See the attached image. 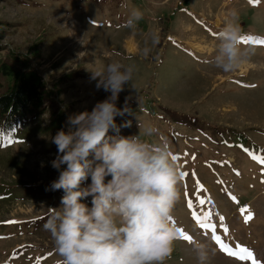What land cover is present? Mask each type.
Masks as SVG:
<instances>
[{"label": "rangeland", "instance_id": "374dc122", "mask_svg": "<svg viewBox=\"0 0 264 264\" xmlns=\"http://www.w3.org/2000/svg\"><path fill=\"white\" fill-rule=\"evenodd\" d=\"M134 8L143 12L135 30L124 26ZM233 9L244 37L253 38L243 46L254 54L244 67L224 73L215 66L216 37ZM0 28L6 35L0 58L13 52L9 62H27L45 86L37 118L0 122V264H58L44 229L64 195L62 189L46 191L59 176L51 166L57 155L52 138L67 132L69 116L91 112L110 95L92 77L113 61L135 66L132 85L117 101L123 108L127 100L130 112L116 118L118 127L132 123L119 135L157 128L142 138L167 143L187 173L172 211L182 235L166 264H197L191 245L206 240L217 249L211 264H252L239 258V246L264 264V164L253 159L264 157V45L254 42L264 39V0H0ZM129 38L136 53L125 48ZM59 118L64 124L55 129ZM90 183L89 177L81 187ZM82 202L91 207V197ZM245 208L253 214L247 223ZM196 217L214 228H202ZM214 235L236 255L222 251Z\"/></svg>", "mask_w": 264, "mask_h": 264}, {"label": "clouds", "instance_id": "9594fccd", "mask_svg": "<svg viewBox=\"0 0 264 264\" xmlns=\"http://www.w3.org/2000/svg\"><path fill=\"white\" fill-rule=\"evenodd\" d=\"M142 18L143 12L134 8L124 26L135 30ZM244 35L233 9L216 37L221 43L215 66L222 72H235L254 54V49L243 46ZM151 42L158 44L159 37L153 34ZM150 52L148 46L142 50L145 57ZM134 72V65L119 61L93 71L92 78H99L97 89L110 95L91 112L69 116L67 132L60 130L52 138L57 155L51 166L59 176L46 191L62 189L64 195L61 206L50 209L44 229L52 237L58 264H166L182 235L172 223L182 176L169 145L142 138L158 133L153 126L138 135H119L120 127L132 123L118 127L116 118L130 112L127 100L123 108L117 101L125 85H132ZM89 177L91 183L81 187ZM88 197L91 207L82 202ZM191 246L197 264H211L217 251L211 240Z\"/></svg>", "mask_w": 264, "mask_h": 264}, {"label": "trees", "instance_id": "16d2710c", "mask_svg": "<svg viewBox=\"0 0 264 264\" xmlns=\"http://www.w3.org/2000/svg\"><path fill=\"white\" fill-rule=\"evenodd\" d=\"M5 38L0 28V56L6 51L2 46ZM10 54L0 58V122L5 125L37 118L43 113L45 100V86L38 72L26 67L25 61L16 60L18 66H14L9 62L15 60ZM62 124L59 118L52 126L61 129Z\"/></svg>", "mask_w": 264, "mask_h": 264}, {"label": "snow or ice", "instance_id": "6c2138e0", "mask_svg": "<svg viewBox=\"0 0 264 264\" xmlns=\"http://www.w3.org/2000/svg\"><path fill=\"white\" fill-rule=\"evenodd\" d=\"M250 2L251 3H258L259 0H250ZM249 41H253V38L252 37H243V39H242L243 43H248ZM254 42L258 43L260 45H264V39H256ZM173 158L177 159L176 156H174ZM253 159H259V161L262 164H264V157H259L258 158V157L254 156ZM185 175H187V173H181L182 178ZM233 199H235V198L233 197ZM199 202L201 204L204 203L203 200H200ZM189 206H191V205H189ZM242 215H244L245 223H247L248 221L253 219V214L251 212H249L248 209H246V208L242 209ZM196 219H197V222L200 223L202 228H205V229L214 228L213 225H210V224L204 223L203 221H200L198 217H196ZM221 220H223V217H221ZM224 231L225 232L227 231V226L226 225L224 226ZM184 239L188 240L189 242H191V237L190 236L185 235ZM213 239L217 242V244L219 245V247L221 248L222 251H228L229 255H236V253L229 251L227 249V247L221 242V237L219 235H214ZM239 253L242 254V255L239 256L240 259L250 260L252 262V264H262V262H260V261L255 259L254 253L251 250H249L246 247H244V246H239Z\"/></svg>", "mask_w": 264, "mask_h": 264}, {"label": "bare ground", "instance_id": "6f19581e", "mask_svg": "<svg viewBox=\"0 0 264 264\" xmlns=\"http://www.w3.org/2000/svg\"><path fill=\"white\" fill-rule=\"evenodd\" d=\"M72 24H74V22L72 21ZM217 27H219V21H217V24H216ZM195 47L198 51H203L201 47L199 46H193ZM125 48L126 50L129 52V53H136L137 52V46L135 45V41L133 38H129L126 43H125ZM244 67V66H242Z\"/></svg>", "mask_w": 264, "mask_h": 264}]
</instances>
